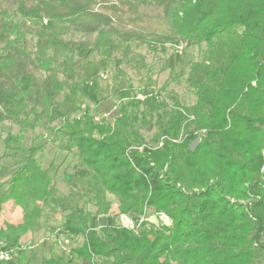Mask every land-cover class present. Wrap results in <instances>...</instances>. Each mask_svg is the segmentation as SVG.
I'll list each match as a JSON object with an SVG mask.
<instances>
[{"label":"trees","instance_id":"1","mask_svg":"<svg viewBox=\"0 0 264 264\" xmlns=\"http://www.w3.org/2000/svg\"><path fill=\"white\" fill-rule=\"evenodd\" d=\"M143 6L160 12L147 15ZM29 20L65 25L66 33L43 28L31 52L29 37L41 29ZM180 44L206 49L155 89L137 48ZM133 55L130 76L120 65ZM108 71L112 87L100 88ZM181 79L194 105L167 90ZM134 82L150 92L149 118L139 117ZM88 83L98 98L119 104L112 123L81 111ZM4 122L41 129L77 160L63 175L67 193L58 195L59 165L42 168L43 147L28 149L0 195V210L12 201L24 213L21 223L0 227V251L16 250L6 264H29L22 237L57 213V237L84 242L68 262L40 264H264V0H0ZM142 127L154 129L152 144ZM19 140H4L0 161ZM107 195L135 230L95 223L110 212ZM144 208L165 214L171 227L144 221Z\"/></svg>","mask_w":264,"mask_h":264},{"label":"rangeland","instance_id":"2","mask_svg":"<svg viewBox=\"0 0 264 264\" xmlns=\"http://www.w3.org/2000/svg\"><path fill=\"white\" fill-rule=\"evenodd\" d=\"M140 11L147 15H156L160 12L155 6H143ZM28 23L33 27H38V32L29 37V50L32 52L37 37L44 34L43 28H49L52 32L64 35L66 33V26L62 24H50L47 21H32ZM206 49L205 44L198 47L186 48L184 44L178 46L166 45L165 49L157 46L141 45L137 48V53L144 58V61L153 70V81L155 89L161 88L169 78L172 71L180 72L187 71L192 61L201 55ZM138 58L131 56L128 63H122L120 68L128 75H132L130 68L134 66ZM112 72L108 71L104 76L101 75L98 81L99 87H112L111 81ZM135 89V97L139 103V117L144 116L149 118L148 106L150 100L149 90L139 93L137 83H133ZM86 98L81 107L82 112H88L94 117L95 121L104 119L107 123H112L118 116V103L112 102L109 96L98 98L93 90V84L88 83L83 86ZM167 90L176 93L181 102L186 106L194 105L196 98L191 94L190 89L184 79L177 83H171ZM141 134L144 136L145 141L152 144L154 129L140 128ZM20 136L18 143H14L13 147L18 149L16 151H8L7 154L11 155L0 161V195L7 188L13 173L23 164L27 157L28 149L31 147H43L36 155L37 161L42 168H47L50 162L59 165L57 177L55 179V186L58 195H65L67 193V185L63 181L64 174H73L74 168L77 163L76 157L73 154L64 151V141L47 142L50 138L42 132L41 129L20 131L17 125L9 122L0 124V156L5 151L4 140L8 136ZM198 142L195 141L192 147ZM107 201L111 203V209L108 215L94 218L95 223L100 227L116 226L124 229L135 230L131 224V216L120 214L118 210V201L111 195L106 196ZM88 209L94 213L96 209L88 206ZM47 209H44L46 213ZM23 211L17 207L12 201L6 202L2 205L0 210V227L6 224L17 225L22 222ZM130 220L128 225L125 219ZM144 221L150 224L161 225L170 228L172 221L165 214H152L150 209L144 208ZM133 221V220H132ZM63 222V214H48L46 220H41L38 229L35 232H29L22 237L20 241V249L24 250L26 259H29V264H40L43 259L53 258L55 260H63L68 262L70 260L69 252L74 249L81 248L84 239L82 236H59L57 233ZM16 250L12 251L11 260H15ZM92 264H106V259H93ZM70 264H86L84 261L74 260Z\"/></svg>","mask_w":264,"mask_h":264},{"label":"built area","instance_id":"3","mask_svg":"<svg viewBox=\"0 0 264 264\" xmlns=\"http://www.w3.org/2000/svg\"><path fill=\"white\" fill-rule=\"evenodd\" d=\"M125 222L129 225L130 224V220L129 219H125ZM132 222V221H131ZM131 226H133V224H131ZM12 251L13 250H9V251H0V264H6L9 261H11L12 258Z\"/></svg>","mask_w":264,"mask_h":264}]
</instances>
